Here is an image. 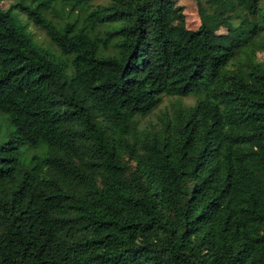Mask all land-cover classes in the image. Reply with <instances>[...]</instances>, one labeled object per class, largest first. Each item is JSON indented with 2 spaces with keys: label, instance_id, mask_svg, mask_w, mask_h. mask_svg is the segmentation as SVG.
I'll use <instances>...</instances> for the list:
<instances>
[{
  "label": "trees",
  "instance_id": "16d2710c",
  "mask_svg": "<svg viewBox=\"0 0 264 264\" xmlns=\"http://www.w3.org/2000/svg\"><path fill=\"white\" fill-rule=\"evenodd\" d=\"M197 7L0 0V264H264V0Z\"/></svg>",
  "mask_w": 264,
  "mask_h": 264
},
{
  "label": "rangeland",
  "instance_id": "374dc122",
  "mask_svg": "<svg viewBox=\"0 0 264 264\" xmlns=\"http://www.w3.org/2000/svg\"><path fill=\"white\" fill-rule=\"evenodd\" d=\"M179 6L183 7V15L184 20L187 27L191 30H195L200 25L199 15H198V7L197 0H175ZM12 0H3L4 6H8ZM32 31L36 35V38L40 43L44 44L46 47H50L49 40L46 37L45 33L31 27ZM248 56L254 60H260L264 62V53L262 51V44H256L252 48L248 49L246 52L242 53L241 58L243 60H247ZM194 98H178V97H167L164 99L161 107L155 111L154 114L149 116L147 119L143 121L145 124H149L151 122H156L157 117L164 112H172L175 109H178L181 105L185 104H193Z\"/></svg>",
  "mask_w": 264,
  "mask_h": 264
}]
</instances>
